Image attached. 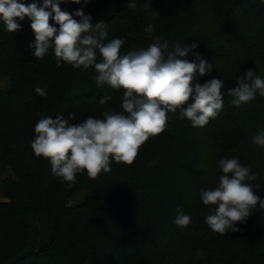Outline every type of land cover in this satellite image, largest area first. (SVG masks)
<instances>
[{"label": "trees", "instance_id": "16d2710c", "mask_svg": "<svg viewBox=\"0 0 264 264\" xmlns=\"http://www.w3.org/2000/svg\"><path fill=\"white\" fill-rule=\"evenodd\" d=\"M128 2L67 0L60 7L73 14L82 9L93 26L107 24L105 42L122 38L121 54L157 41L196 42L186 59L199 53L213 64L197 82L223 81V109L203 127L181 119L179 109L169 113L165 131L140 147L134 163L113 161L95 179L78 173L68 187L31 149L39 114H74L69 124L102 119L105 111H122L124 90L98 86L93 68L58 66L52 49L35 58L27 17L15 33L0 21V81L8 80L0 91V264H264V210L257 206L245 223L237 222L240 231L220 235L204 222L215 206L200 199V189L218 186L219 160L233 157L258 175L247 183L264 199V147L253 143L264 131V97L234 107L228 95L249 69L264 79V0H151L149 10L147 0H136L135 9ZM105 91L112 99L101 105ZM181 206L192 217L186 228L174 224Z\"/></svg>", "mask_w": 264, "mask_h": 264}, {"label": "clouds", "instance_id": "9594fccd", "mask_svg": "<svg viewBox=\"0 0 264 264\" xmlns=\"http://www.w3.org/2000/svg\"><path fill=\"white\" fill-rule=\"evenodd\" d=\"M65 2L67 0H43L42 6H38L36 2L25 3L24 0H0V21L6 31L15 33L22 30L19 21L27 17L35 37L29 45L34 49L35 58L43 59L52 49L58 66L63 62L74 69L93 68L98 86L124 90L122 111H105L102 119L89 116L82 123L69 124L74 114H69L68 119L63 114L55 118L39 114L31 149L37 157L50 162L53 175L68 187L77 182L78 173L86 172L89 178L95 179L102 171L110 172L113 161L134 163L140 147L150 137L165 131L169 113L175 114L179 109L181 119L187 118L192 127H203L223 109V81L212 78L203 84L197 82L198 76L212 71L213 64L199 53H194V61L186 59L197 48L196 42L181 46L174 41L170 46L168 41H157L146 49L121 54L125 43L122 38L105 42L107 24L99 20L93 26L91 16L82 9L74 14L63 11L60 4ZM71 2L79 4L81 0ZM83 2L87 4L90 0ZM136 7V0H129L128 8ZM143 7L151 9V0ZM145 31L153 32L154 26L149 24ZM237 85L228 89L234 107L251 102L257 94L264 97V79L252 69L237 79ZM34 91L47 96L44 88L36 87ZM190 98L193 102L183 107ZM111 99L105 91L99 103L103 105ZM253 143L264 147V131L253 137ZM219 168L223 174L218 186L200 189V199L205 206H215L204 219L208 228L225 235L229 231H240L237 222L245 223L257 206L264 210V199L247 183L256 181L258 175L251 172L250 166L241 165L238 157L220 159ZM191 222L192 217L185 214L184 208L177 207L174 224L186 228ZM197 256L203 258L201 250H197Z\"/></svg>", "mask_w": 264, "mask_h": 264}, {"label": "rangeland", "instance_id": "374dc122", "mask_svg": "<svg viewBox=\"0 0 264 264\" xmlns=\"http://www.w3.org/2000/svg\"><path fill=\"white\" fill-rule=\"evenodd\" d=\"M7 87H8V80L7 79L1 80L0 81V91L5 90Z\"/></svg>", "mask_w": 264, "mask_h": 264}]
</instances>
